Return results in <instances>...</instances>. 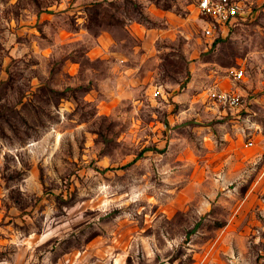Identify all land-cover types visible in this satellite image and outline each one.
Listing matches in <instances>:
<instances>
[{
  "label": "rangeland",
  "instance_id": "374dc122",
  "mask_svg": "<svg viewBox=\"0 0 264 264\" xmlns=\"http://www.w3.org/2000/svg\"><path fill=\"white\" fill-rule=\"evenodd\" d=\"M234 1L207 37L197 0H0V264H264V0Z\"/></svg>",
  "mask_w": 264,
  "mask_h": 264
},
{
  "label": "built area",
  "instance_id": "2783aa9c",
  "mask_svg": "<svg viewBox=\"0 0 264 264\" xmlns=\"http://www.w3.org/2000/svg\"><path fill=\"white\" fill-rule=\"evenodd\" d=\"M197 10L202 16L212 20L206 24L204 30L207 37H211L213 33L222 36L224 31H217L218 27L227 26L239 15L238 6L234 0H197ZM233 77L238 80L242 77V73L234 71ZM208 97L216 108L223 111H237L242 108V97L233 92L212 91ZM258 104L264 109V96L259 98ZM252 145L251 140L246 142V146Z\"/></svg>",
  "mask_w": 264,
  "mask_h": 264
},
{
  "label": "trees",
  "instance_id": "16d2710c",
  "mask_svg": "<svg viewBox=\"0 0 264 264\" xmlns=\"http://www.w3.org/2000/svg\"><path fill=\"white\" fill-rule=\"evenodd\" d=\"M144 152H145V150H144V151H141V152L139 153L138 157L142 156Z\"/></svg>",
  "mask_w": 264,
  "mask_h": 264
}]
</instances>
